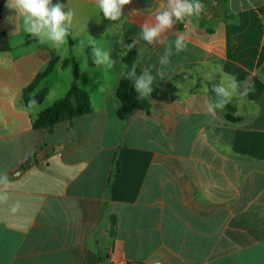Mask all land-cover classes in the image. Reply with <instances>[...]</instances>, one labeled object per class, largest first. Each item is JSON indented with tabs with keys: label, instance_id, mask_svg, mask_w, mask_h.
I'll use <instances>...</instances> for the list:
<instances>
[{
	"label": "crops",
	"instance_id": "crops-1",
	"mask_svg": "<svg viewBox=\"0 0 264 264\" xmlns=\"http://www.w3.org/2000/svg\"><path fill=\"white\" fill-rule=\"evenodd\" d=\"M59 2L75 16L57 47L10 22L16 12L0 0V264H264V0H202L199 18L152 45L140 28L165 0H132L115 22L95 0ZM179 32L188 44L176 55ZM127 40L141 72L163 71L153 88L169 96L121 120ZM93 46L114 67L90 66ZM69 58L90 111L34 129L70 88ZM51 62L31 93L46 89L43 102L26 107L24 89ZM228 75L248 94L213 114Z\"/></svg>",
	"mask_w": 264,
	"mask_h": 264
},
{
	"label": "clouds",
	"instance_id": "clouds-1",
	"mask_svg": "<svg viewBox=\"0 0 264 264\" xmlns=\"http://www.w3.org/2000/svg\"><path fill=\"white\" fill-rule=\"evenodd\" d=\"M131 2L132 0H95L96 6L103 13L104 18L114 22L121 19L124 6L131 4ZM6 7L16 12V16L8 17V20L15 22L16 18H21L24 31L41 43L50 42L57 47L68 43L75 13L70 9L65 11L66 6L59 0L56 3H53V0H6ZM204 10L205 6L202 0H165L155 11L153 17L145 19L142 23L139 39L149 45L162 42L161 37L172 30L175 25L184 23L191 18H199ZM175 35L174 47L175 53L178 55L187 50L188 34L179 32ZM135 44L136 41L134 40L126 47L131 49ZM92 51L96 65L111 69L116 64V61L111 59L109 50L93 46ZM172 55V46L169 44L160 60L161 65H168ZM136 67V63H133L126 78L132 82V87L139 99L150 97L153 92V84L158 76H163V71H158L153 76L150 69L146 67L137 74ZM226 79L228 80L227 87L223 82L214 86L216 103L209 109L213 114L214 109L222 110L233 100H242L248 94V89L242 90V85L237 82L234 76L228 75ZM3 91L6 93L8 89L5 88ZM238 91L240 92L239 95H237ZM36 103L35 99H31L28 105L33 107ZM0 202L4 201L0 200ZM17 208L18 205H15L11 210L15 212Z\"/></svg>",
	"mask_w": 264,
	"mask_h": 264
},
{
	"label": "trees",
	"instance_id": "trees-1",
	"mask_svg": "<svg viewBox=\"0 0 264 264\" xmlns=\"http://www.w3.org/2000/svg\"><path fill=\"white\" fill-rule=\"evenodd\" d=\"M132 42L133 41L131 40H127V45L131 44ZM4 48L5 46L3 44L2 38H0V50ZM87 61L90 66L95 64L93 52L91 50H87ZM122 62L125 65V71L116 90V95L120 104L117 111V116L121 120L135 114L138 111L148 112L150 106L149 99L159 101L164 100L169 96L168 92L153 88V92L151 93L149 99L138 98V94L132 87V82L126 78L127 73L131 69L133 63H136L137 65V74L141 73L139 47L137 44H135V46L131 49H127L126 53L122 56ZM53 64L54 63L51 62L46 67V69L36 77L34 82L29 85V87L24 89L22 98L26 107L30 108L28 102L31 99H35L37 101L35 106H38L43 102L47 94L46 89H41L34 95H31V93L39 81L51 72ZM62 67H71L72 69V82L70 88L62 98L56 100L52 105L37 115L35 120L32 122L34 129L50 130L56 123L79 118L90 111L89 98L87 94L77 85L78 67L76 62L73 58L66 59L62 62ZM229 119L234 120L233 118Z\"/></svg>",
	"mask_w": 264,
	"mask_h": 264
}]
</instances>
